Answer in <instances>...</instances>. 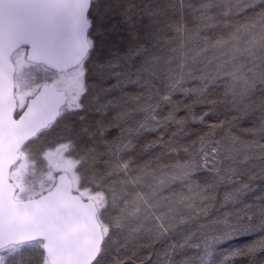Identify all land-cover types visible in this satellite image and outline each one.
<instances>
[{
	"label": "rangeland",
	"instance_id": "rangeland-1",
	"mask_svg": "<svg viewBox=\"0 0 264 264\" xmlns=\"http://www.w3.org/2000/svg\"><path fill=\"white\" fill-rule=\"evenodd\" d=\"M98 9L90 16L95 41L105 27L97 24ZM141 32L140 43L114 46L104 59L102 50L98 60L61 75L26 63L24 50L12 57L18 112L41 86L66 97L56 123L19 152L11 176L16 200L50 190L52 173L64 171L66 158L86 163L87 155L73 148L75 129L95 130L99 140L115 130L116 151L150 142L171 160L151 171L142 164L128 180L127 157L121 163L109 154V186L92 184L84 201L99 197L112 226L125 223L146 242H177L176 264L226 263L232 244L241 246L235 250L240 264H264V0H178L174 22L156 36L145 27ZM182 126L189 132L180 152L169 151L163 141L174 147V128ZM91 147L89 154L100 158ZM21 254L31 264H47L41 243L2 251L0 264H21Z\"/></svg>",
	"mask_w": 264,
	"mask_h": 264
},
{
	"label": "water",
	"instance_id": "water-1",
	"mask_svg": "<svg viewBox=\"0 0 264 264\" xmlns=\"http://www.w3.org/2000/svg\"><path fill=\"white\" fill-rule=\"evenodd\" d=\"M92 0H0V253L41 243L47 264H95L103 233L93 202L73 191L66 173L40 197L20 202L9 183L19 152L58 120L66 97L41 86L17 115L15 69L11 62L24 50L25 62L55 74L77 69L90 52L88 15Z\"/></svg>",
	"mask_w": 264,
	"mask_h": 264
},
{
	"label": "trees",
	"instance_id": "trees-1",
	"mask_svg": "<svg viewBox=\"0 0 264 264\" xmlns=\"http://www.w3.org/2000/svg\"><path fill=\"white\" fill-rule=\"evenodd\" d=\"M95 7L99 8L97 24L100 27H105L102 30L103 33L100 31L97 41L91 38V32L88 34L90 52L84 61L88 64L92 63L95 59L98 60L97 55L100 57L102 50L105 53V56L102 57L104 59L112 52L111 50L116 49L114 46H117V48L122 44L131 46L130 41L132 39L140 43L145 38V32H141V29H144V27L147 31L154 33L155 36L157 33H161L168 21L174 22L176 20L178 0H92L88 15L89 22ZM102 10L105 11L103 16H101ZM235 24L232 22L231 27L235 26ZM217 95L218 93H213L204 100L207 101L209 97L215 98ZM218 97L212 99L214 101L211 102L209 108L213 114L217 112L220 104ZM254 118L255 115L253 114L251 119ZM236 125L238 123L232 126ZM174 129L176 135L171 141L174 147L167 140L163 142L167 145L169 151L173 149L177 153L180 152L181 144L185 141L184 135L189 130L187 127L183 128V126L181 130L178 128ZM84 131L86 132V129H82L81 133L78 127L72 132V137L76 140L74 142L75 145H73L74 151L76 149L77 153L81 151L84 156L87 155L86 163L80 165L78 158L73 155L72 158H66L69 165L67 167L65 166L64 171L52 173V176L55 173L56 175L63 172L66 173L72 181L74 193L76 190L79 191L81 193L79 196L82 199L86 197L92 184H99L105 187L109 186L112 179L110 176L112 172L109 170V167L112 165V160L107 158L109 154L111 159L119 158L121 163L123 161L122 159L127 157L126 177L128 180L133 177V173L140 171L142 164L148 165V171H151L155 169V164L161 166V160H163L162 166H168V161L171 160V157L165 158L169 154L168 152H162V145H155L149 142L146 148H140L135 144V147L128 152L116 151L115 148L118 144L115 142V138L118 135L117 131L112 130L101 140H99V136L95 130L90 129L88 133L83 134ZM242 145L244 148L245 143L242 142ZM91 146H97L96 149L100 151V158L89 154L88 150L92 148ZM260 146L264 147L263 144H260ZM109 149L112 150V153L109 152ZM157 152H161V155H158ZM105 159H108L106 163ZM95 204L99 213V217H97L98 223L103 233V246L95 264H176L180 261L181 255L177 242L159 238L146 242L143 238L147 237L143 235L144 233L142 231H138L137 234L132 232L134 230L127 232L125 223L119 224L117 228L112 226L108 221V205L101 206L99 197L95 199ZM240 249L241 246L232 244L227 248L230 260L220 264H240L242 258L235 253V250ZM34 253L38 256V252L35 251ZM17 261L21 264H31L23 254L17 257Z\"/></svg>",
	"mask_w": 264,
	"mask_h": 264
},
{
	"label": "flooded vegetation",
	"instance_id": "flooded-vegetation-1",
	"mask_svg": "<svg viewBox=\"0 0 264 264\" xmlns=\"http://www.w3.org/2000/svg\"><path fill=\"white\" fill-rule=\"evenodd\" d=\"M14 99H15V101H16V98H15V85H14ZM25 105H26V104H25ZM16 107L18 108V106H17V101H16ZM24 107H25V106H24ZM23 109H24V108H23ZM22 111H23V110H22ZM22 111H21V112H22ZM19 114H20V112H18V109H17V115H16V117H17ZM19 157H20V155H19ZM19 162H20V160L18 161L17 165H16V166L10 171V175H9V183L13 185L14 190H15V195H14V200H15V201H17V200H16V197H17V194H18V190H17L16 186L12 183V181H11V176H12L13 171L17 168Z\"/></svg>",
	"mask_w": 264,
	"mask_h": 264
},
{
	"label": "bare ground",
	"instance_id": "bare-ground-1",
	"mask_svg": "<svg viewBox=\"0 0 264 264\" xmlns=\"http://www.w3.org/2000/svg\"><path fill=\"white\" fill-rule=\"evenodd\" d=\"M84 200V199H83ZM86 201H89V200H86ZM91 202H93V201H91ZM94 204H95V202H93ZM95 206H96V204H95ZM96 209H97V212H98V208H97V206H96ZM98 215V214H97Z\"/></svg>",
	"mask_w": 264,
	"mask_h": 264
}]
</instances>
